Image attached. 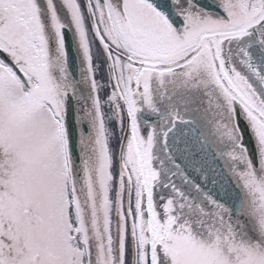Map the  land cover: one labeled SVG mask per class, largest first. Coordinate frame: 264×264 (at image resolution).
Listing matches in <instances>:
<instances>
[{
	"label": "snow or ice",
	"instance_id": "snow-or-ice-1",
	"mask_svg": "<svg viewBox=\"0 0 264 264\" xmlns=\"http://www.w3.org/2000/svg\"><path fill=\"white\" fill-rule=\"evenodd\" d=\"M0 264H264V0H0Z\"/></svg>",
	"mask_w": 264,
	"mask_h": 264
},
{
	"label": "flooded vegetation",
	"instance_id": "flooded-vegetation-1",
	"mask_svg": "<svg viewBox=\"0 0 264 264\" xmlns=\"http://www.w3.org/2000/svg\"><path fill=\"white\" fill-rule=\"evenodd\" d=\"M59 2H60V0H57V3L59 4ZM69 35H70V37H71V39L70 40H68L69 39ZM68 38V39H67ZM72 43V47H73V52L75 51V36H74V33H72V32H68L67 34H66V43Z\"/></svg>",
	"mask_w": 264,
	"mask_h": 264
},
{
	"label": "water",
	"instance_id": "water-1",
	"mask_svg": "<svg viewBox=\"0 0 264 264\" xmlns=\"http://www.w3.org/2000/svg\"><path fill=\"white\" fill-rule=\"evenodd\" d=\"M201 2L204 3V4H210V3H212V0H201ZM67 39H68V38H67ZM70 39H71V37H70V35H69V39H68V40H70ZM67 46H68V48H69V56H70V59H71L72 54L74 53V52H73L72 43H71V42H70V43H67Z\"/></svg>",
	"mask_w": 264,
	"mask_h": 264
}]
</instances>
